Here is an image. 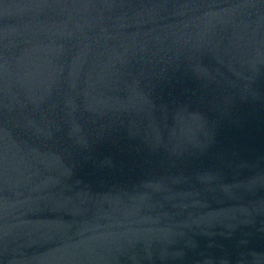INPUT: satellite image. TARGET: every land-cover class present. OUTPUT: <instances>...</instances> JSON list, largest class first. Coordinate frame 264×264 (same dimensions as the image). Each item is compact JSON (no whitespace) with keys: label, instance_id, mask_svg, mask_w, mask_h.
Listing matches in <instances>:
<instances>
[{"label":"water","instance_id":"obj_1","mask_svg":"<svg viewBox=\"0 0 264 264\" xmlns=\"http://www.w3.org/2000/svg\"><path fill=\"white\" fill-rule=\"evenodd\" d=\"M0 264H264V0H0Z\"/></svg>","mask_w":264,"mask_h":264}]
</instances>
